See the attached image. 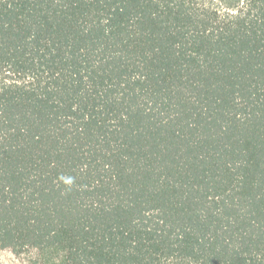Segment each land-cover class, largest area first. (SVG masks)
Wrapping results in <instances>:
<instances>
[{"label": "trees", "instance_id": "16d2710c", "mask_svg": "<svg viewBox=\"0 0 264 264\" xmlns=\"http://www.w3.org/2000/svg\"><path fill=\"white\" fill-rule=\"evenodd\" d=\"M0 264H264V0H0Z\"/></svg>", "mask_w": 264, "mask_h": 264}]
</instances>
